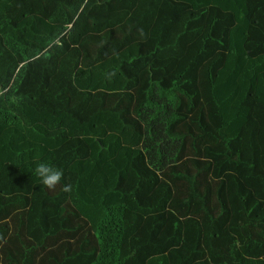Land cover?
Wrapping results in <instances>:
<instances>
[{
	"label": "trees",
	"instance_id": "trees-1",
	"mask_svg": "<svg viewBox=\"0 0 264 264\" xmlns=\"http://www.w3.org/2000/svg\"><path fill=\"white\" fill-rule=\"evenodd\" d=\"M0 264H264V0H0Z\"/></svg>",
	"mask_w": 264,
	"mask_h": 264
},
{
	"label": "clouds",
	"instance_id": "clouds-1",
	"mask_svg": "<svg viewBox=\"0 0 264 264\" xmlns=\"http://www.w3.org/2000/svg\"><path fill=\"white\" fill-rule=\"evenodd\" d=\"M140 34L141 36H143L142 30ZM114 75L115 72H110L107 74V77L111 78ZM34 171L36 176L40 179L42 185L48 190H55L57 185L60 184L63 178L62 170L55 168L44 162L37 164ZM69 187L70 186L68 185H64L62 190L68 191Z\"/></svg>",
	"mask_w": 264,
	"mask_h": 264
}]
</instances>
